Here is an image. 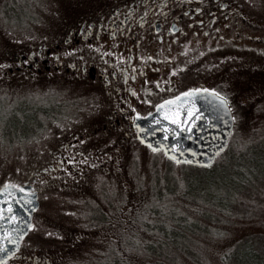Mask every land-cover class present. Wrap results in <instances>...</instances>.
I'll use <instances>...</instances> for the list:
<instances>
[{
	"label": "rangeland",
	"instance_id": "rangeland-1",
	"mask_svg": "<svg viewBox=\"0 0 264 264\" xmlns=\"http://www.w3.org/2000/svg\"><path fill=\"white\" fill-rule=\"evenodd\" d=\"M101 1L0 0V55L54 37L74 14ZM241 2L253 17L264 18V0ZM230 80L237 93L226 150L235 154L226 167L207 172L177 164L133 141L109 172L91 169L76 177V188L35 183L41 200L31 234L36 249L52 264L264 262V79L252 82L240 73ZM83 96L51 76L0 80V184L29 180L60 140L84 130L75 119L81 109L73 104ZM84 152L81 168L98 146L91 142Z\"/></svg>",
	"mask_w": 264,
	"mask_h": 264
},
{
	"label": "flooded vegetation",
	"instance_id": "flooded-vegetation-1",
	"mask_svg": "<svg viewBox=\"0 0 264 264\" xmlns=\"http://www.w3.org/2000/svg\"><path fill=\"white\" fill-rule=\"evenodd\" d=\"M241 1L103 0L74 14L54 37L2 51V81L51 76L80 88L85 96L73 104L81 109L75 119L85 128L60 140L29 180L14 183L31 184L39 206L18 250L0 264H52L31 237L41 207L35 183L76 188V177L91 169L109 172L129 143L139 142L136 118L183 92L215 91L232 111L237 90L230 79L240 73L252 82L264 79V18L253 17ZM48 112L58 119L53 109ZM91 142L99 153L81 168L78 161ZM7 183L13 182L0 187Z\"/></svg>",
	"mask_w": 264,
	"mask_h": 264
},
{
	"label": "water",
	"instance_id": "water-1",
	"mask_svg": "<svg viewBox=\"0 0 264 264\" xmlns=\"http://www.w3.org/2000/svg\"><path fill=\"white\" fill-rule=\"evenodd\" d=\"M194 99V107L199 110L202 118L195 122L193 132L177 135L179 130L176 126L164 120L156 108L151 115L149 113L135 120L136 136L150 150H161L169 160L177 164L210 167L227 146L233 129V116L231 110L218 106L219 102L207 93H202L200 98ZM157 119L160 120L159 124L155 123ZM165 128L169 129L167 133ZM165 135L168 139L164 138ZM173 147L176 151H172ZM189 160L192 162H185ZM38 206L37 191L31 190V184L7 183L0 187V209L3 210L4 216V219L0 220V246L8 249L7 252H0V263L18 250ZM9 207L13 209L11 213L8 212ZM12 216L16 217L15 221L10 219Z\"/></svg>",
	"mask_w": 264,
	"mask_h": 264
},
{
	"label": "snow or ice",
	"instance_id": "snow-or-ice-1",
	"mask_svg": "<svg viewBox=\"0 0 264 264\" xmlns=\"http://www.w3.org/2000/svg\"><path fill=\"white\" fill-rule=\"evenodd\" d=\"M175 75V72L173 73ZM202 93H207L208 95L212 96L216 101H218V106L223 107L224 109L230 111L228 109V101L227 99L220 95L215 91H210L209 89H191L187 92H183L180 95L176 96L175 99L166 100L162 104L157 105V111L161 113V116L164 120H167L169 124L175 125L176 128L179 130V133H191L194 130L195 122L200 120L202 117L199 114V110L195 109V99L200 98ZM151 115V113H150ZM136 119H139L137 117ZM155 123L159 124L160 120L157 119ZM143 131V129H141ZM165 133L169 131L168 128L164 129ZM165 139H168V136L165 135ZM191 137L189 136V139ZM151 147V145H149ZM157 149L153 148V151ZM172 151H176V148L173 147ZM195 155V153H192ZM186 163H191L192 161H185ZM7 187V186H5ZM23 191V189H21ZM34 210V209H33ZM13 209L11 207L8 208V212H12ZM4 219L3 210L0 209V220ZM11 220L15 221L16 217H10ZM30 228L31 225H28ZM9 243H13V241H9ZM8 249L0 246V252H7Z\"/></svg>",
	"mask_w": 264,
	"mask_h": 264
},
{
	"label": "trees",
	"instance_id": "trees-1",
	"mask_svg": "<svg viewBox=\"0 0 264 264\" xmlns=\"http://www.w3.org/2000/svg\"><path fill=\"white\" fill-rule=\"evenodd\" d=\"M224 153H226V154H224ZM221 154H224V159H223V161L221 162V164L220 165H216V166H211V167H208V168H204V169H206L207 170V172H209V171H211V170H213L215 167H217L218 166V169H220V167H222V166H227L226 164L228 163V161L230 160L229 158L230 157H232L235 153H233V151L232 152H228L226 149L221 153ZM261 264H264V262H262Z\"/></svg>",
	"mask_w": 264,
	"mask_h": 264
}]
</instances>
